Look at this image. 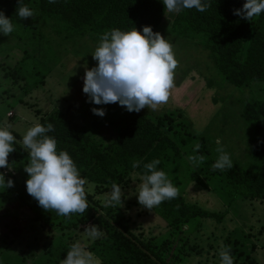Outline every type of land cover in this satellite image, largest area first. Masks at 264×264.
<instances>
[{"label":"rangeland","instance_id":"rangeland-1","mask_svg":"<svg viewBox=\"0 0 264 264\" xmlns=\"http://www.w3.org/2000/svg\"><path fill=\"white\" fill-rule=\"evenodd\" d=\"M175 15L166 12L157 31L173 44L178 61L175 86L165 104L140 112H128L117 103L86 102L83 77L85 66L92 68L97 63L91 56L98 44L94 38L62 37L54 24H42L43 37L32 43L0 35V114H5L0 124L10 125L22 144L23 134L39 122L40 116L59 109L70 113L76 125L93 139L107 145L127 117L142 114L156 122L159 117L172 116L168 134L176 149L165 172L185 203L211 215L195 216L182 233L169 236L167 255L181 252L178 264H219L218 252L227 245L234 264H264V200L246 198L249 185L244 177L240 179V175L253 174L259 165L257 157L264 152V129L258 133L243 117L244 108L252 111L258 101L264 102V83L244 88L227 83L207 51L172 33ZM26 21L34 24L31 18ZM93 107H103L106 114L94 115ZM196 144L204 151L193 152ZM218 148L229 154L231 169L211 167L219 155ZM201 154L204 161L199 167L189 162L190 155ZM5 169L13 170L4 168L0 172L5 174ZM14 172L13 182L18 184L24 171L18 168ZM139 183V174H132L131 183L122 189V206L105 207L108 193L87 201L97 210L103 205L106 210L99 213L130 232L143 233L146 244L161 243L160 238H165L170 229L153 209L138 204L135 188ZM91 184V191L86 192L95 195V185ZM14 188L0 192V264H61L74 242L86 246L100 260L105 258L100 246L108 239L107 231L100 230L103 235L95 241L84 234L85 227L96 225V215L90 209L83 214L58 216L42 227L33 222V213L26 206L10 201Z\"/></svg>","mask_w":264,"mask_h":264},{"label":"trees","instance_id":"trees-1","mask_svg":"<svg viewBox=\"0 0 264 264\" xmlns=\"http://www.w3.org/2000/svg\"><path fill=\"white\" fill-rule=\"evenodd\" d=\"M23 2L34 10L35 15L31 19L35 25L15 15L17 0H0V10L11 18L15 27L9 35L31 43L43 37L42 24H54L55 31L62 37H92L98 41L101 34L114 28L127 31L132 27L141 30L142 26H151L153 32H157L165 16L164 6L159 0H56L53 4L48 0ZM244 2L208 0L209 6L204 12L185 9L175 15L171 26L172 33L177 37L207 51L225 81L238 88L264 83V13L250 21L234 15L233 10L241 8ZM257 105L252 111L244 108L243 117L259 133L261 128L264 129V102L258 101ZM4 116L0 114V120ZM159 118L154 122L142 114L127 117L123 128L107 145L79 128L72 115L63 110L56 109L40 116L39 123L52 124L53 131L46 135L55 137L58 150L67 151L81 175L95 185V195L86 192V198L91 199L98 194L109 193L113 183L125 189L131 183L132 174H140L143 164L153 159L160 161L157 165L159 169L166 170V164L173 154L171 152L176 149L168 134L174 118L170 115ZM15 138V151L8 157L15 168L12 171L5 169V174H8L6 180L10 177L13 180L14 170H23L28 161V154L18 141L20 136ZM198 151L204 150L200 147ZM257 159L259 165L253 174L248 177L240 175V179L244 177V182L249 185L246 198L250 200H264V152ZM134 161L140 162L135 169L132 167ZM26 179L27 173L23 172L19 183L13 186L16 187L10 201L26 206L33 213V222L45 227L49 221L58 219V215L55 211H46L38 206L37 201L26 192ZM88 207L96 215L93 216L96 217L94 224L109 234L100 246L106 254L101 264H178L182 259L181 252L167 255L169 236L182 233L185 224L195 216L211 215L185 203L178 193L175 199L153 208L154 213L166 222L170 233L160 238L161 243L154 244L149 240L146 244L143 233H132L121 223L100 214L99 211L106 210L103 205L97 206V210L89 202Z\"/></svg>","mask_w":264,"mask_h":264},{"label":"clouds","instance_id":"clouds-1","mask_svg":"<svg viewBox=\"0 0 264 264\" xmlns=\"http://www.w3.org/2000/svg\"><path fill=\"white\" fill-rule=\"evenodd\" d=\"M56 0H48L53 4ZM164 13L179 14L185 9L204 12L209 6L208 0H160ZM264 13V0H245L242 7L234 9L233 14L250 21ZM15 15L19 19L34 18V10L17 0ZM15 27L10 17L0 10V35L9 36ZM97 63L94 67L85 66L82 92L87 103L108 105L117 103L128 112H140L141 109L155 110L165 104L174 88V74L178 61L175 58L173 44L168 37L153 32L151 26H142L141 30L111 29L100 35L98 44L91 53ZM94 115L103 117V107L91 108ZM10 125L0 124V169H12L9 154L15 151L16 138L10 131ZM53 131L52 124L34 122L22 136V144L28 154L23 170L27 173L26 192L46 211H55L58 216L82 214L88 209L86 191L92 184L83 177L70 154L58 150L55 137L46 135ZM198 134V133H197ZM200 148L196 144L193 152ZM219 155L212 164L214 170H228L233 161L223 148L217 149ZM188 160L196 167L204 161L202 155H190ZM160 161L153 159L143 164L139 174L140 183L136 185V199L139 205L149 210L164 201L175 199L178 188L169 174L159 169ZM140 166L134 161L132 167ZM14 186L11 178L5 179L0 172V189L3 192ZM87 186V188H86ZM131 195V194H129ZM124 193L122 187L113 183L106 195L105 207L120 205ZM84 234L90 241L100 238L97 225L85 227ZM219 264H234L231 248L222 245L219 252ZM61 264H101L99 257L88 251L80 242H74L61 260Z\"/></svg>","mask_w":264,"mask_h":264},{"label":"crops","instance_id":"crops-1","mask_svg":"<svg viewBox=\"0 0 264 264\" xmlns=\"http://www.w3.org/2000/svg\"><path fill=\"white\" fill-rule=\"evenodd\" d=\"M240 1H245V0H240Z\"/></svg>","mask_w":264,"mask_h":264}]
</instances>
